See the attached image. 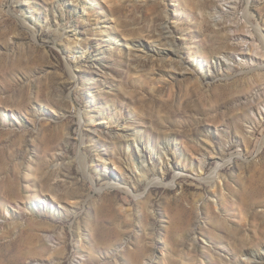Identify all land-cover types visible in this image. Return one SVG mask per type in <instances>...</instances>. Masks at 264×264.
<instances>
[{
	"label": "rangeland",
	"instance_id": "obj_1",
	"mask_svg": "<svg viewBox=\"0 0 264 264\" xmlns=\"http://www.w3.org/2000/svg\"><path fill=\"white\" fill-rule=\"evenodd\" d=\"M238 2L0 0V264H264V48L234 38L264 0Z\"/></svg>",
	"mask_w": 264,
	"mask_h": 264
},
{
	"label": "bare ground",
	"instance_id": "obj_2",
	"mask_svg": "<svg viewBox=\"0 0 264 264\" xmlns=\"http://www.w3.org/2000/svg\"><path fill=\"white\" fill-rule=\"evenodd\" d=\"M218 1H220L221 2V4L223 5V6H227L228 8L226 9H224V8H216V10H215V12L214 13H218L219 15H220V17H217V16H215L216 14H214V16H213V18L216 20V21H219L220 20V18H222V17H226L227 15L228 16H232V15H234L235 13H236V10L238 9V7H239V0H218ZM229 5V6H228ZM248 11V10H247ZM245 16V18H246V20H247V22H249V23H251V26H253V32L251 31V34L250 35H248V34H244V35H235V40H237V41H239L240 43H242L243 45L245 44L246 45V47H243L242 49L243 50H241V51H239V52H242V54H240L239 56H241V57H245V56H251V58H252V60H254L255 61V59H256V55H254L253 54V52H255V46H254V43L255 42H253L252 43V34L254 35L255 34V36L256 37H258L260 40H261V43H262V46L261 47H263L264 48V33L261 31V29L259 28V27H257V26H255L254 25V23L252 22V15L250 14V12H247L246 14H244ZM247 15V16H246ZM236 17V16H235ZM21 21H23V23H25V19L24 18H22V20ZM154 22V21H153ZM235 22V24H236V21H234ZM171 29V28H170ZM169 29V31H168V33L169 34H171L172 33V31ZM173 35V34H172ZM233 38V37H232ZM166 41H167V44L168 45H170L173 49H171V50H167L166 51V53H161V56H162V58H163V56L164 57H169V59H171V58H175V55L176 54H178V50L176 49V44L173 42V40H171V39H169V37H167L166 36ZM128 43H130V42H128ZM241 45V44H240ZM254 46V47H253ZM221 48V47H220ZM159 52V51H158ZM228 52V51H227ZM216 53V52H215ZM249 53H250V55H249ZM252 53V54H251ZM258 53L259 52H257L256 54L258 55ZM218 54L219 55H222L224 58H226V59H231L230 58V56H229V54H227V53H225L222 49H219L218 50ZM178 56H179V54H178ZM164 59V58H163ZM181 59V58H180ZM181 63V62H180ZM222 64H224V62H222V59L219 57V58H217V60L216 61H214V63H213V66H222ZM183 65V64H182ZM253 99V98H252ZM180 104V103H179ZM102 113V112H101ZM100 113V114H101ZM105 116V115H104ZM86 117H88V119H89V122H93V120H94V116L93 115H91L89 112H87L86 113ZM112 130V129H111ZM118 133V132H117ZM121 135H123V134H121V133H118V136L119 137H122ZM133 135H135V136H140V134H137V133H135V134H133ZM134 142H135V144L133 145V148H135L137 151H138V153H139V156H140V158L142 159L141 160V164H140V167H139V171L137 170V167L132 163V162H130V161H128V166H129V169L131 170V173H132V175L134 174L135 176H137V178L139 179V180H142V179H146V178H148V173H150V171L153 169L152 167L151 168H149V167H146V161H147V159H148V157H149V155H152V151L150 152L146 147H144V146H142L140 143H138V140H134ZM166 142V141H165ZM169 143V142H168ZM170 145V144H169ZM166 146L167 145H165V149H166ZM169 147V146H168ZM240 154V153H239ZM62 158V156H54L53 158H52V160H54V162L55 161H59L60 159ZM101 158L102 159H108V158H104V156L102 155L101 156ZM152 158V157H151ZM110 159V158H109ZM112 160V162L114 163V164H118L117 162H116V160H114V159H111ZM25 163H27L26 165H27V168H29V169H31L32 167H33V162H31V160H27V162H25ZM135 163V162H134ZM52 164V163H51ZM107 163L105 162L104 163V171H103V174H101V175H99L100 177H103V178H106L107 177V175H108V173H111L112 171H110V169H109V167L106 165ZM59 165V164H58ZM224 164H221L220 163V165H218L217 166V168L214 170L215 172L216 171H218V169H220V166H223ZM62 166V165H61ZM61 166H59V167H61ZM85 167V172H86V175H87V177H92L91 176V173H90V171L88 170V168L86 167V166H84ZM119 167H120V169H122V165H119ZM124 170V169H123ZM154 170V169H153ZM158 174V173H157ZM179 174H180V172L179 173H177L176 175H175V177H174V180H176L177 178H178V176H179ZM28 175V174H27ZM123 176V175H122ZM199 176V175H198ZM200 177L202 178V175H200ZM102 178V179H103ZM92 179H93V177H92ZM117 180L116 181H118V183H123V182H120L119 180L120 179H122L120 176H117V178H116ZM204 179H207V178H204ZM204 179H203V181H204ZM98 180H100V178L98 179ZM93 181H95V180H93ZM207 181V180H206ZM209 181V180H208ZM214 180H212V182H213ZM210 182V181H209ZM161 183H163V178H157V180H154V181H150V185H152V184H161ZM110 186H112V187H115V186H117V184H114V183H108ZM124 185V184H123ZM128 186V191H130V192H133L134 190V188L132 187V186H129V185H127ZM118 187H120V185L118 186ZM54 193V195L55 196H57V193L56 192H53ZM46 199V198H45ZM45 201V200H44ZM50 205V204H49ZM56 206V205H55ZM54 207V206H53ZM52 208V207H51ZM125 209H122V211H124ZM128 209H126L124 212H126ZM131 212V211H130ZM129 215H131L130 213H129V211H127L126 212V215H124V216H129ZM126 219V218H125ZM244 219H246V218H244ZM242 220V219H241ZM243 221V220H242ZM195 231V230H194ZM193 231V239L194 240H196V237H197V235H196V233L197 232H194ZM261 234V233H260ZM257 240V239H256ZM255 240V244H253L254 246H257L256 248L254 247V248H247V249H244V250H242L243 252V255H245L248 259H255V260H257V261H261V263H264V243H261L262 241L261 240H259V241H261V242H257ZM254 243V242H253ZM252 244L250 245V246H253ZM164 252V251H163ZM164 254V253H163ZM230 264H242V262L240 261V259H238V258H236L235 256H232L231 257V262H230Z\"/></svg>",
	"mask_w": 264,
	"mask_h": 264
}]
</instances>
